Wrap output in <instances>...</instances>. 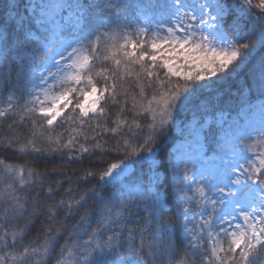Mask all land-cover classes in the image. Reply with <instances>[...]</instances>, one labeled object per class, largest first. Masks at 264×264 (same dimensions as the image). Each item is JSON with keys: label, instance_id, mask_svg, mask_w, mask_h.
Masks as SVG:
<instances>
[{"label": "snow or ice", "instance_id": "6c2138e0", "mask_svg": "<svg viewBox=\"0 0 264 264\" xmlns=\"http://www.w3.org/2000/svg\"><path fill=\"white\" fill-rule=\"evenodd\" d=\"M0 5V264H264V0Z\"/></svg>", "mask_w": 264, "mask_h": 264}, {"label": "trees", "instance_id": "16d2710c", "mask_svg": "<svg viewBox=\"0 0 264 264\" xmlns=\"http://www.w3.org/2000/svg\"><path fill=\"white\" fill-rule=\"evenodd\" d=\"M253 3H257V0H253ZM0 7H2V5H0ZM254 11L256 12V14H258V10H254ZM252 55L254 57L258 58V53H253ZM96 122L97 121H93V123H96ZM99 122L103 123V121H99ZM0 123L3 124V128H0V135H2L3 131L6 130V128H7V124L11 123V121H0ZM0 158H3V156L0 155ZM8 162L9 163H16L18 161H16L14 158L9 156ZM58 164H59V162H57L56 164H49L48 168L51 169L52 167L58 166ZM80 169H81V165H79V164H67V163L64 164V171L67 173H72L73 171H75L77 174H79ZM41 170H43V169H41ZM73 179H75V177H73Z\"/></svg>", "mask_w": 264, "mask_h": 264}, {"label": "rangeland", "instance_id": "374dc122", "mask_svg": "<svg viewBox=\"0 0 264 264\" xmlns=\"http://www.w3.org/2000/svg\"><path fill=\"white\" fill-rule=\"evenodd\" d=\"M257 2H258V0H257ZM255 4V3H254Z\"/></svg>", "mask_w": 264, "mask_h": 264}]
</instances>
